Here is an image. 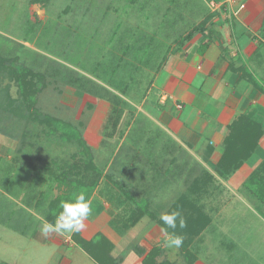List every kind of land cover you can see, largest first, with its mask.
Here are the masks:
<instances>
[{"label":"rangeland","instance_id":"374dc122","mask_svg":"<svg viewBox=\"0 0 264 264\" xmlns=\"http://www.w3.org/2000/svg\"><path fill=\"white\" fill-rule=\"evenodd\" d=\"M249 1L0 0V264H65L75 232L45 237L42 221L55 223L53 201L70 199L79 183L97 180V196L107 186L103 195L111 191L125 199L112 217L136 220L113 249L123 250V258L142 245L157 264H185L184 244L163 246L160 217L189 195L210 224L198 237L185 232L188 251L204 264H264L258 208L237 197L231 212L230 191L215 196L225 186L216 178L221 170L214 159L160 145L156 125L144 115L156 76L196 34L213 30L215 18L236 33L248 30L242 16ZM56 121L77 129L81 140L62 139ZM196 183L203 191L193 195L188 188ZM250 203L264 208L260 198ZM145 204L158 219H135V208ZM95 247L90 245L102 256ZM84 255L72 264H88L93 257Z\"/></svg>","mask_w":264,"mask_h":264},{"label":"crops","instance_id":"0c3cea01","mask_svg":"<svg viewBox=\"0 0 264 264\" xmlns=\"http://www.w3.org/2000/svg\"><path fill=\"white\" fill-rule=\"evenodd\" d=\"M246 8L242 19L248 24V30L244 32L242 29V32L236 33L231 26L223 25V20L217 23L215 18L213 30L208 29L204 35L196 34L185 45L181 58L177 57L179 59L175 61L172 58L170 62H173H168L162 73L156 76L151 99L144 106L148 107L149 112L144 115L156 125L154 131H159L160 145L164 144L168 148L167 146L173 144V149L207 153L211 160L214 159L216 167L223 161L230 135L238 142H243L245 136L260 134L256 151L239 170L231 175H216L225 187H221L215 196H223V193L230 191L231 212L235 210L237 197L250 209L258 208L256 215L263 226L264 208L250 203V199L254 200L257 196V190L248 188V182L255 169L264 162V0L249 1ZM256 27L259 29L253 32ZM260 40L263 41L262 44L259 43ZM160 94L170 96L171 100H162ZM157 104L161 105L159 109L155 107ZM178 106L182 109H178ZM197 183L188 188L193 195L203 191L202 184ZM105 187L100 190L99 196L97 191L92 193L89 200L94 220L90 224L84 223L85 227L80 232L72 234L69 248L63 253L70 254L65 255L68 258L62 259L66 261L65 264H72L75 260L83 262L86 257L84 254L87 255L75 236L90 243L102 235L100 253L103 254L102 259L107 258V262L108 257H111L108 264H144L150 255L144 251L142 245L136 246L138 255L134 253L128 258L122 257L123 250L119 251L117 248L118 252L113 251L118 247L119 239H124V235L113 230L112 212L114 209L118 210L125 199H118L111 191L106 193L108 196L103 195ZM112 200H117L119 204H113ZM101 230L103 234H100ZM254 237L261 238V235ZM123 243L120 241V244ZM231 243L235 245L236 242L231 240ZM79 249L82 252H78ZM106 250L108 254L105 256ZM195 256L194 264H204L205 260L198 254ZM88 264L99 263L92 258Z\"/></svg>","mask_w":264,"mask_h":264},{"label":"trees","instance_id":"16d2710c","mask_svg":"<svg viewBox=\"0 0 264 264\" xmlns=\"http://www.w3.org/2000/svg\"><path fill=\"white\" fill-rule=\"evenodd\" d=\"M34 2H39V1H48V0H33ZM193 37L192 34L187 36V40H190ZM207 40V39H206ZM2 63H6L5 61H2ZM4 64H1L4 66ZM6 65V64H5ZM2 70V68H0ZM5 71H9V69H7V67H4ZM16 76V74H15ZM23 77V76H22ZM17 78H21L20 76L17 75ZM7 90V89H6ZM16 100H13L12 103H16ZM57 123V129H55V132H58L59 136L64 139L66 142H72V141H77V139H80V134L78 133L77 129H75L74 127H71L70 125L67 124H62L59 121H56ZM57 130V131H56ZM261 133V132H260ZM261 139V135L260 134H256V135H252V136H245V139L240 142L237 141V139H234L231 135L229 137V141L227 143V149L224 153V158L223 161L219 164V168H220V175L222 176H226V175H231V173L239 170V168L244 164V162H246L249 158H251V156L254 154V152L256 151L259 141ZM81 145V144H80ZM84 147V146H83ZM84 149V148H83ZM85 150V149H84ZM83 150V152H84ZM89 152V149L86 148L85 153ZM90 153V152H89ZM87 165L89 163H86ZM86 164L84 166H86ZM264 162L262 165H260L257 170H255L251 176V179L248 182V188H251L253 190H257V193L255 197L262 199V204L264 205ZM99 184V181H94L93 183H79L75 189L74 192L75 194L71 197L73 198L75 195L79 194L80 192H84L86 194V198L90 199L92 193L95 191V189L97 188ZM257 189H256V188ZM70 198V199H71ZM68 199L67 197L63 198V197H59L56 201H53L51 203V207H52V217H56L59 212L62 210L60 208V204L62 201ZM69 200V199H68ZM191 208L193 210V212H186V209ZM139 211L136 214V218L142 217L144 215H149L151 218H156L158 219V216L155 214H152L147 205H143V208H137ZM136 211V212H137ZM172 211H180L183 215V217L185 218L186 222H187V226L183 229H180L179 226L173 230L171 228H168L161 220L160 223L162 225V227L164 229H166L168 232H173L175 231L177 234L180 235H184L185 232L188 233L189 236H191V238L193 237H198L202 232H204V230L209 226L210 224V218L207 217L201 210H199L195 205L191 204L189 201L188 197H181L179 198L175 204L172 206V208L170 209L169 213ZM134 219V220H135ZM136 224V220L135 222H133V220L131 222L128 221H123V219H120L118 217H116L115 219H113V222L111 223L112 227L115 229V231H117V233L119 235H125V233L127 231H129L134 225ZM75 238L77 239L78 244L86 251L89 252L91 254V256L99 263V264H108L109 260L111 259V257H108L109 260L107 262V258L106 259H102V256L98 254L95 255V252L93 249H90V245L92 243H97L98 248H94L95 250H99V253L102 252V250H100V246L101 245V239L99 241V239L97 238L95 241H92L90 243L88 242H84L81 239H78V237L75 236ZM106 244H109V242L107 240H105ZM190 242V241H189ZM192 243V241H191ZM183 244L188 248V244L186 245L184 242ZM111 245V244H110ZM106 247V246H105ZM185 249V260L186 263L185 264H194L195 260H196V256L194 254H192L190 251H188V249ZM109 250V249H108ZM106 250V251H108ZM105 252V251H104ZM107 255V253L105 252V256ZM144 264H157L155 261V255L154 254H150L146 261L144 262ZM162 264H171V263H162Z\"/></svg>","mask_w":264,"mask_h":264},{"label":"clouds","instance_id":"9594fccd","mask_svg":"<svg viewBox=\"0 0 264 264\" xmlns=\"http://www.w3.org/2000/svg\"><path fill=\"white\" fill-rule=\"evenodd\" d=\"M62 209L55 218V223L42 221L41 234L47 237L50 233L67 234L80 232L84 227V221L92 212L91 201L86 198L84 192H80L69 200L60 204ZM160 220L168 227L175 230L178 226L183 229L187 222L180 211H172L161 215ZM163 246L179 249L183 245L184 237L175 231L164 232Z\"/></svg>","mask_w":264,"mask_h":264}]
</instances>
